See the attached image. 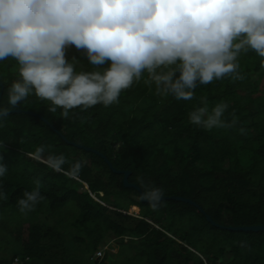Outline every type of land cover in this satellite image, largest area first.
I'll return each mask as SVG.
<instances>
[{"label":"trees","instance_id":"16d2710c","mask_svg":"<svg viewBox=\"0 0 264 264\" xmlns=\"http://www.w3.org/2000/svg\"><path fill=\"white\" fill-rule=\"evenodd\" d=\"M73 57L76 72L107 67L91 65L83 50L66 49V59ZM262 62L254 50L242 51L237 63L243 80L230 74L199 85L187 101L157 94L154 83H144L145 72L108 106H79L63 118L62 109L50 112L51 102L33 92L15 107L22 112L0 116V164L8 168L0 177V253L9 255L0 264H264V231L229 230L205 216L224 226L264 225ZM19 67L13 58L0 61V108L14 109L8 89L21 79ZM221 102L228 105L222 118L231 122L235 116L234 127L207 130L190 122V112L206 104L211 113ZM72 142L99 151L117 170H129L138 187L141 176L164 196L192 199L205 214L174 199L153 210L101 155ZM60 154L68 160L64 172L47 162ZM77 161L82 167L72 173ZM37 180L44 199L21 213L17 201ZM44 215L52 224L40 220ZM104 246L99 260L95 253Z\"/></svg>","mask_w":264,"mask_h":264},{"label":"clouds","instance_id":"9594fccd","mask_svg":"<svg viewBox=\"0 0 264 264\" xmlns=\"http://www.w3.org/2000/svg\"><path fill=\"white\" fill-rule=\"evenodd\" d=\"M83 50L88 62L103 71L76 72L79 62L66 59V49ZM254 50L264 58V0H0V61L13 58L20 80L8 89V105L15 108L34 94L51 102L49 111L118 102L134 80L155 84L157 94L191 100L199 85L231 74L243 80L237 58ZM175 66V67H173ZM264 67V62H262ZM166 69V71H158ZM228 105L189 113L192 124L207 130L232 128L222 117ZM9 109L0 108V116ZM241 133L244 129H240ZM44 146L37 148L41 159ZM48 166L64 172L67 158L49 156ZM82 167L77 161L71 172ZM8 168L0 164V177ZM37 187L17 201L19 211H33L44 199ZM141 199L157 210L164 191L137 177ZM3 193H0L2 196Z\"/></svg>","mask_w":264,"mask_h":264},{"label":"water","instance_id":"95a60500","mask_svg":"<svg viewBox=\"0 0 264 264\" xmlns=\"http://www.w3.org/2000/svg\"><path fill=\"white\" fill-rule=\"evenodd\" d=\"M3 90H4V87H3L2 83L0 82V99H1V96H2V93H3ZM22 111H23V110H21V109H19V108H14V109H10V110L8 111V113H13V112L16 113V112H22ZM24 112H26V113H30V114H32V115H36V116H38L37 113H34V112H32V111H24ZM44 120H45V119H44ZM45 121H46V120H45ZM52 128H53L56 132H58L57 129H56L54 126H52ZM62 137H63L64 140H66V139L64 138L63 135H62ZM66 141L69 142L68 140H66ZM72 144H75V145L78 146V147H82V148H84L85 150H91V151H93V152H95V153L101 155V156L105 159V161H106V163L109 165V167L112 169V171L117 172V173H122V174H123V184H124V186H125V187H133V188H135V189L140 193V196H141V192H142L141 188L138 187L136 184L130 182L129 179H128V178H129V174H130V171H129V170H117V169H115V168L112 166V164H111L110 161L106 158V156L103 155V154H101L99 151L94 150V149H92V148H90V147H88V146H83V145L76 144V143H73V142H72ZM164 199L180 200V201H183V202H186V203L192 204V205H194L195 207H197L202 213H204V210L202 209V207L199 206L195 201H193V200L190 199V198L183 197V196H178V195H171V196H164L163 200H164ZM141 200H142V199H141ZM142 201H143V202H147V201H144V200H142ZM204 214H205V213H204ZM205 216H206V219H207L209 222H211L213 225L218 226V227H222V228H226V229H229V230L264 231V225H263V224H258V225H247V226H224V225H219L218 223H215L214 221H212V219L210 218L209 215L205 214Z\"/></svg>","mask_w":264,"mask_h":264},{"label":"rangeland","instance_id":"374dc122","mask_svg":"<svg viewBox=\"0 0 264 264\" xmlns=\"http://www.w3.org/2000/svg\"><path fill=\"white\" fill-rule=\"evenodd\" d=\"M247 153V152H246ZM246 153L244 152L243 153V156H242V161L244 162V163H247L248 162V157L246 156ZM134 206H132L131 208H130V212H132V213H136L137 212V209H134L133 208ZM27 215H24L23 217H22V221H23V224H24V226H27ZM40 220H42V222H44V223H46L47 225H50V224H52V220L48 217V216H46V215H44V216H40ZM127 240V238H125V241ZM7 256H9L8 254H2V253H0V259L1 258H5V257H7ZM15 264V263H14Z\"/></svg>","mask_w":264,"mask_h":264},{"label":"built area","instance_id":"2783aa9c","mask_svg":"<svg viewBox=\"0 0 264 264\" xmlns=\"http://www.w3.org/2000/svg\"><path fill=\"white\" fill-rule=\"evenodd\" d=\"M105 246L101 247L97 250V252L95 253L96 258H98L99 260L103 258L104 256V252H105Z\"/></svg>","mask_w":264,"mask_h":264}]
</instances>
